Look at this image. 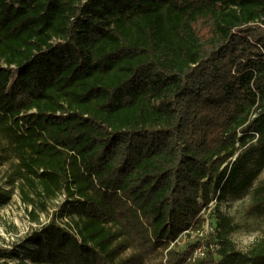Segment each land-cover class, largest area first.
<instances>
[{
  "label": "trees",
  "instance_id": "obj_1",
  "mask_svg": "<svg viewBox=\"0 0 264 264\" xmlns=\"http://www.w3.org/2000/svg\"><path fill=\"white\" fill-rule=\"evenodd\" d=\"M9 162L0 205L18 190L38 221L65 200L0 264H264V236L240 251L215 209L171 247L264 170V0H0Z\"/></svg>",
  "mask_w": 264,
  "mask_h": 264
},
{
  "label": "rangeland",
  "instance_id": "obj_2",
  "mask_svg": "<svg viewBox=\"0 0 264 264\" xmlns=\"http://www.w3.org/2000/svg\"><path fill=\"white\" fill-rule=\"evenodd\" d=\"M14 162L5 163L0 166V185L7 187L8 175L13 169ZM264 183V170L253 182L252 188L247 195L236 196L231 190H226L221 195L219 193L214 200L207 206L202 207V216L205 219L203 232L198 231L196 234L182 235L176 242L171 244L177 251H183L187 248L188 243L196 239V235L201 239L207 240V237L213 233L215 228V215L218 211L231 220V230L229 233L230 240L236 245L237 249L246 253L249 252L264 236V214H259L251 210L254 202V192ZM213 197V196H212ZM218 198V199H217ZM217 199V201H216ZM65 200L61 195L53 202L48 213H40L39 220L33 221L30 216L31 207L21 201L18 190H15L11 200L7 204L0 205V247L6 249L4 259L17 261V253L23 257L24 246H33L28 243V239L35 230H40L46 225L51 218L56 217L55 213L59 210V205ZM57 218V217H56ZM57 218V221H60ZM215 225V226H214ZM189 233V232H186ZM203 244L194 253L193 258L203 257L206 247ZM1 259V258H0ZM28 264L32 263L27 260Z\"/></svg>",
  "mask_w": 264,
  "mask_h": 264
}]
</instances>
